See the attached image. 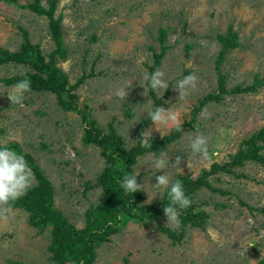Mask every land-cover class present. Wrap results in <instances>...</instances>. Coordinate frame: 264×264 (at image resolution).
Here are the masks:
<instances>
[{"label":"rangeland","instance_id":"374dc122","mask_svg":"<svg viewBox=\"0 0 264 264\" xmlns=\"http://www.w3.org/2000/svg\"><path fill=\"white\" fill-rule=\"evenodd\" d=\"M33 1L0 0V49L20 51L25 34L47 56L56 48L48 19L25 8ZM42 2L47 6L46 0ZM60 15L68 57L58 67L72 86L85 77L74 91L80 109L88 107L104 136H110L112 125L128 150L137 144L138 123L156 107L142 77L151 74L154 54H161L159 29H168V50L155 70L164 72L167 88L154 92L161 107L180 112L181 136L165 151L170 160L165 171L171 180L198 179L214 163L231 161L264 128V0H60L56 17ZM230 28L240 47L228 51L217 67L222 49L217 36L226 35ZM29 71L25 64L0 63V141L7 146L19 144L34 159L54 186L55 208L82 229L86 212L105 200L99 178L107 161L100 147L84 144L86 125L81 115L64 110L54 93L31 89L23 107L11 104L7 93L12 85L4 79ZM190 74L197 77L196 88L179 101L175 85ZM256 78L261 81L257 91L224 94L220 102L211 101L194 114L201 99L219 94L220 80L232 91L246 89ZM127 81L131 87L121 101L114 92ZM150 99L152 104L146 105ZM148 129L152 139H161L176 128H161L159 133L151 124L144 130ZM195 134L207 138V159L191 153L189 144ZM177 157L183 174L171 167ZM134 170L139 173L137 183L144 185L140 205H156L167 191L160 192L152 184L163 172H157L148 154L139 158ZM233 171L208 178L216 191L202 188L196 193L194 212L207 215L204 227L188 226L185 237L174 242L157 230L154 216L147 214L103 242L93 264L263 262L264 167L247 162ZM37 186L35 177L29 190ZM36 222L18 209H11L8 220H0V264H56L50 251L53 228L42 230ZM161 222L174 229L167 226L165 215Z\"/></svg>","mask_w":264,"mask_h":264},{"label":"trees","instance_id":"16d2710c","mask_svg":"<svg viewBox=\"0 0 264 264\" xmlns=\"http://www.w3.org/2000/svg\"><path fill=\"white\" fill-rule=\"evenodd\" d=\"M59 2L60 0H46L47 6H45L42 0H34L25 7L31 12L47 18L49 21L48 30L56 46L49 56L43 53L40 45H33L29 41L27 34H25V42L20 51L13 53L0 49V63L15 62L28 65L30 67L28 73L4 79L5 82L14 85L19 80L27 78L31 81V89L54 93L64 110L75 111L81 115L86 125V131L83 136L84 144H94L100 147L101 155L107 161L106 167L99 178V185L105 192V200L100 205L86 212V225L84 228L78 229L70 223L69 219L61 211L55 208L54 186L45 176L41 167L35 163L29 154L23 152L19 144L14 143L8 145V147L25 156L35 174L38 186L32 190H28L25 196L12 204L11 209L28 212L32 216L33 221L37 220L33 224L42 230L52 226L53 236L50 251L56 264H93L97 256V249L103 242L108 241L111 235L124 229L128 222L143 221L147 214L154 216L159 232L166 234L174 242L181 241L185 237L188 226H205L207 215L205 213L194 212V197L202 188L216 191L208 181L209 177L221 172L235 174L233 169L243 167L247 162L256 163L264 167V128L247 140L232 157L231 161L224 164L214 163L211 169L205 170L203 175L198 179H193L189 176L177 178L182 182L185 194L191 199L192 203L180 215L181 226L179 233L174 229L166 228L161 222V217L164 216L163 208L169 202L167 192L164 198L157 202L156 205H140L143 202L142 193H126L120 187L118 181L125 174L131 173L134 170V166L138 163L139 158L151 152L159 155L161 151H166L170 144L180 138L182 126H180L181 130L177 131L174 129L166 137L152 139L151 148L141 147L138 142L141 132L152 124L149 118L142 119L138 123L136 127L137 144L130 150L126 148L122 137L117 134L112 125L110 136L102 134V130L97 126L96 120L90 116L88 107H85L84 110L80 109L77 102L78 97L74 93L85 77L72 86L69 77L58 67L59 62L66 61L68 57V51L63 38V16L56 17ZM167 34L168 29H159L158 39L162 51L160 55L154 54L155 65L151 67V73L161 65V60L168 50L166 46ZM94 40H96L95 36ZM217 40L222 45L217 59L218 67L224 61L225 54L231 49L240 47V43L238 42V36L233 32L232 28L228 30L226 35H218ZM151 49L153 50V48ZM220 83L221 90L219 94L208 95L201 99L200 105L194 111L195 115L197 112L203 110L204 106L209 102H220L221 96L224 94L255 92L261 85V81L256 78L253 84L246 89L237 87L232 91H227L222 80H220ZM150 93L155 100L156 107L160 106L161 103L156 97L154 90L151 89ZM86 188L89 189L90 186L87 184ZM243 204L246 205L245 203ZM261 212L264 214V208L261 209ZM259 264H264V261Z\"/></svg>","mask_w":264,"mask_h":264},{"label":"clouds","instance_id":"9594fccd","mask_svg":"<svg viewBox=\"0 0 264 264\" xmlns=\"http://www.w3.org/2000/svg\"><path fill=\"white\" fill-rule=\"evenodd\" d=\"M206 46L207 42H201ZM164 72L157 70L151 74H145L142 80L147 81L152 90L159 93L160 90L167 88V83L164 79ZM142 83V82H141ZM197 77L195 74L185 76L175 85L179 93V101L184 100L189 92L195 90ZM131 87L130 81L126 85L115 90L114 95L121 101L127 96V87ZM142 86L146 89L144 84ZM31 92V81L27 78L19 80L12 85L10 92L7 93L8 99L12 105L23 107L25 94ZM147 89L144 93L146 94ZM151 99L146 105H151ZM149 120L155 126L156 131L160 133L161 128H176L181 130L180 112L175 107H169L167 110L164 107H153L147 112ZM152 130H144L141 132L140 140L138 141L141 147H152ZM189 147L191 153L199 155L201 159L208 158L207 138L202 134H195L190 140ZM151 157V164L157 172H163L162 175L156 176V183L152 186L160 192L167 191L168 204L163 208V213L167 219V226L174 229H179L181 226L180 212L191 206V199L186 196L182 182L179 179L171 180L170 175L165 171L169 169L170 160L165 151H161L159 155L155 152L148 154ZM181 158L177 157L171 167L180 174L183 170L179 167ZM139 173L132 170L131 173L125 174L120 181V187L126 193H137L143 190L144 185L137 183ZM35 183V174L30 167L25 156L18 153L16 150L7 146L5 141H0V220H8L11 206L16 201L26 195L28 190Z\"/></svg>","mask_w":264,"mask_h":264}]
</instances>
